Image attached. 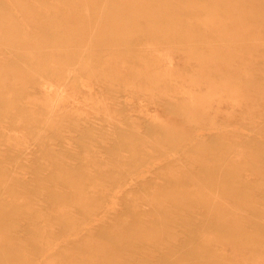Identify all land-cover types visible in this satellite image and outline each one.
Listing matches in <instances>:
<instances>
[{"label": "rangeland", "instance_id": "obj_1", "mask_svg": "<svg viewBox=\"0 0 264 264\" xmlns=\"http://www.w3.org/2000/svg\"><path fill=\"white\" fill-rule=\"evenodd\" d=\"M0 264H264V0H0Z\"/></svg>", "mask_w": 264, "mask_h": 264}]
</instances>
